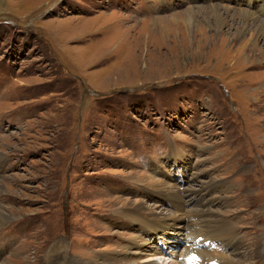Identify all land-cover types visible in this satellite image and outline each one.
Wrapping results in <instances>:
<instances>
[{
    "label": "rangeland",
    "instance_id": "obj_1",
    "mask_svg": "<svg viewBox=\"0 0 264 264\" xmlns=\"http://www.w3.org/2000/svg\"><path fill=\"white\" fill-rule=\"evenodd\" d=\"M209 2L0 0V264L180 260L201 209L233 228L203 251L264 264V63L242 45L257 27L232 43L264 0Z\"/></svg>",
    "mask_w": 264,
    "mask_h": 264
},
{
    "label": "bare ground",
    "instance_id": "obj_2",
    "mask_svg": "<svg viewBox=\"0 0 264 264\" xmlns=\"http://www.w3.org/2000/svg\"><path fill=\"white\" fill-rule=\"evenodd\" d=\"M209 1L211 2L213 0H209ZM228 1L230 3H233L236 0H228ZM239 4L241 3H238L237 5ZM213 6L214 5H211V7ZM244 6L248 7L245 4ZM212 10L217 11L215 9H212ZM239 12H240V15L242 16L241 18L242 22L244 23L235 27V34L232 35L233 36L232 43H235L236 41L239 42L240 38L238 36L244 35L245 34L244 32L248 30L249 25L246 24L247 21L252 23L251 24L252 27H254L255 25L258 30L262 32L264 31V22L259 20L253 13L248 12L247 10H241ZM232 13L236 14L235 11L230 9L229 7L228 9H225L222 14L229 17ZM217 19H219L218 15H217ZM233 19L234 18L232 17V20ZM258 30H255V32L251 30V33L249 32L250 33L249 38L245 40V42H243L242 44L243 46L247 45V49L248 48L251 49V51H249V54L246 53L247 51L246 52L243 51L245 55L243 58H245L247 61H250L253 65L255 64L256 66L262 65L261 63H264V32L262 34L263 36L262 46H260L258 44L259 43ZM179 197L182 199V201L179 202L180 205H182L184 202H186L187 204L185 208H183L182 206L179 208V210L184 214L187 211L186 209L189 208L188 204L195 197V194L186 193L185 196H182V197L179 196ZM168 201L172 204L177 203L175 201H172V199L170 198H168ZM206 211L207 210H203V209L195 210L189 214L191 216L190 219L188 216V219L184 221V224H183V221H181L180 225H178V228L182 230L181 233L184 231L182 236H183V241L185 243L184 245L185 254H183L180 257V260H177V256L174 251H166L164 249L161 250V248H151L149 250H144L143 252L144 256L141 257L140 260H138L137 256L135 257L131 256L127 260L121 259V258H113L112 261L109 260V261L104 262L103 264H177V263L178 264H204L205 262H212V261L216 262L217 264H240V260H234L232 257H229L227 255H222V254L216 255L213 253H209L207 251H203V250H207L208 248L204 249V247L202 246V242L210 239V240H217L220 243H226L229 239L228 234H231L233 232L232 227H229V225L222 224V222L216 223L217 224L216 226H215V222L212 224V220L210 218L213 215L210 212L206 213ZM144 216L145 215L138 216L136 217V220L140 221L139 223H142V224H143L142 221H144V223L148 222V220L143 219ZM194 216H198L199 219L197 222H194L191 220V218ZM154 220H157V219H154ZM176 221L177 220L175 218V223ZM188 224H191L192 226L191 230H188L187 228ZM204 236H208V237L203 239L202 242L200 243L199 241L200 238ZM164 252H166V254H164ZM138 253L142 254L140 252ZM197 255H200L201 258L198 259ZM58 256H59V262L55 261V258ZM45 261H46V264H97V263H86V262H83L81 260H76V259H68V257L62 254L61 251H57L54 248L51 249V252H49V254L47 253Z\"/></svg>",
    "mask_w": 264,
    "mask_h": 264
}]
</instances>
